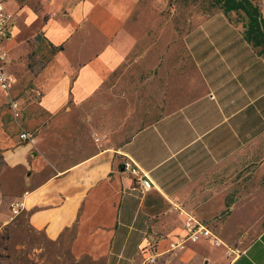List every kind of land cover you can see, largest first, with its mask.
Instances as JSON below:
<instances>
[{
    "label": "crops",
    "instance_id": "obj_1",
    "mask_svg": "<svg viewBox=\"0 0 264 264\" xmlns=\"http://www.w3.org/2000/svg\"><path fill=\"white\" fill-rule=\"evenodd\" d=\"M3 2L15 16L3 42L6 70L15 87L30 74L37 99L17 112L0 89V225L23 199L19 216L50 241L70 238L74 256L133 264L165 222L169 230L183 219L178 208L193 211L203 198L218 203L226 165L264 148V54L244 37L245 22L223 8L180 36L172 29L159 37L157 17H148L157 0H66L62 8L60 0ZM32 54L44 62L28 68ZM132 74L142 107L119 128L104 121L85 154L60 167L50 127L71 107L102 105L113 116L115 93H133ZM24 131L33 139H21ZM127 161L151 189L142 190ZM196 209L200 221L209 213ZM220 264H264V230Z\"/></svg>",
    "mask_w": 264,
    "mask_h": 264
},
{
    "label": "rangeland",
    "instance_id": "obj_2",
    "mask_svg": "<svg viewBox=\"0 0 264 264\" xmlns=\"http://www.w3.org/2000/svg\"><path fill=\"white\" fill-rule=\"evenodd\" d=\"M65 1L60 0V8ZM155 5V13L149 11L148 17H157L158 25L152 33L159 37L174 35L172 29L180 36L185 27L195 28L222 9L218 0H157ZM260 5L264 16V0H260ZM41 8L40 3L34 5L36 11ZM230 17L239 25L246 22L242 14L231 12ZM133 20L136 21L135 15ZM44 52L48 53L45 49ZM30 56L28 68L33 64L40 66L44 62V57L42 60H33ZM24 74L25 71H21V75ZM22 78L16 87L15 83H11L9 90L3 91L8 101L16 104L13 108L17 112L31 99H37V96L31 97L29 93L30 74ZM126 79H129L133 93L128 98H124L121 93H115L116 111L113 116H109L102 105L98 109L94 105L75 109L71 107L60 115V123L50 127L48 133L53 137L48 141L49 149L53 157L60 161V167L85 154L86 147L94 142L93 130L103 128L104 121L109 120L113 127L119 128L128 115L142 107L143 95L140 93L138 96L137 92L143 89L138 86L137 76L132 74ZM142 80L143 77L140 82ZM105 94L102 93L101 96L104 97ZM106 96L110 104V94L107 93ZM90 118L94 121L91 122ZM256 153L257 155L235 158L224 167L222 174H219L222 182L218 185L223 187L218 190V195L222 197L218 199V203L212 204V199L203 198L202 204L196 206L199 209L208 208V214L197 217L213 228L224 246H200L191 243L183 250L170 251L169 246L160 250L159 242L166 239L172 241L183 232V219H178L173 222V229L166 230L168 222H165L158 235L148 238V244L137 251L133 264H220L233 258L255 240L264 230V148L256 150ZM206 190L209 189H202L203 192ZM193 211L188 212L196 216ZM69 239L50 241L43 234L32 230L24 217L17 216L0 228V264H108L104 258L74 256L70 251ZM151 253L158 256L154 263L146 261Z\"/></svg>",
    "mask_w": 264,
    "mask_h": 264
},
{
    "label": "built area",
    "instance_id": "obj_3",
    "mask_svg": "<svg viewBox=\"0 0 264 264\" xmlns=\"http://www.w3.org/2000/svg\"><path fill=\"white\" fill-rule=\"evenodd\" d=\"M15 21V16L13 13L5 8L3 0H0V89L2 91H8L10 84L13 83V79L9 77L6 67L9 59V52L4 47L3 42L10 32L11 27ZM13 107L16 104H12ZM33 135L29 132H22L20 138L23 140L33 139ZM126 170L130 172L133 176L137 177L142 190H149L152 187V182L149 178L141 172L140 168L134 165L131 161L124 163ZM25 203L23 199L16 200L12 202L9 206L10 220H13L24 210ZM179 214L183 217V234L178 235L174 240L168 242L169 250H183L188 244L191 243H208L212 247L224 246L223 241L214 232L213 228L205 224L204 222L198 220L191 213L185 212V210L178 208ZM4 224L0 225L4 227ZM240 253V252H239ZM238 253V254H239ZM157 255L154 253L149 254L147 257L148 263L156 262Z\"/></svg>",
    "mask_w": 264,
    "mask_h": 264
},
{
    "label": "trees",
    "instance_id": "obj_4",
    "mask_svg": "<svg viewBox=\"0 0 264 264\" xmlns=\"http://www.w3.org/2000/svg\"><path fill=\"white\" fill-rule=\"evenodd\" d=\"M218 1L226 15L235 12L245 17L244 37L253 47L259 48L260 53L264 54V16L262 15L260 0ZM30 57L35 60L33 54Z\"/></svg>",
    "mask_w": 264,
    "mask_h": 264
},
{
    "label": "bare ground",
    "instance_id": "obj_5",
    "mask_svg": "<svg viewBox=\"0 0 264 264\" xmlns=\"http://www.w3.org/2000/svg\"><path fill=\"white\" fill-rule=\"evenodd\" d=\"M167 247H168V244H167Z\"/></svg>",
    "mask_w": 264,
    "mask_h": 264
}]
</instances>
